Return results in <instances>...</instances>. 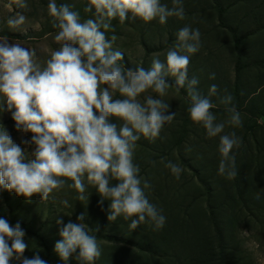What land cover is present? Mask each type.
I'll return each instance as SVG.
<instances>
[{"label":"clouds","instance_id":"1","mask_svg":"<svg viewBox=\"0 0 264 264\" xmlns=\"http://www.w3.org/2000/svg\"><path fill=\"white\" fill-rule=\"evenodd\" d=\"M170 4L165 0H86L84 12L91 15L82 19L72 4L47 0L57 47L48 49L43 59L35 49L0 35V114L8 111L18 132L32 134L18 144L0 123V191L26 199L39 194L43 201H55L62 190L71 189L75 200L83 202L94 188L100 196L98 204L109 202V221L122 217L131 230L141 224L162 229L166 216L146 195L150 181L140 175L134 153L141 137L154 142L173 122L176 112L169 111L165 99L170 88L177 94L183 89L189 118L207 137H219L217 174L229 179L236 174L234 149L239 148L241 137L234 129L243 114L225 90L219 100L227 116L218 119L211 99L218 95V86L211 84L203 94L198 78L188 74L190 57L201 48L199 28L189 24L179 28L164 59L155 54L148 68L142 61L126 68L124 52L114 47L113 20L120 24L155 20L161 25L172 17L183 20L184 0H170ZM8 8L6 27L26 31L28 0H10ZM166 77L174 83L166 82ZM209 79H215V73ZM29 144L30 152L21 147ZM164 167L175 180L181 179L184 169L178 162L164 161ZM261 198L264 190L256 193V199ZM59 203L69 209L73 206L66 197ZM84 218L81 213L77 222L56 221L62 227L54 251L62 264H69L70 258L76 264H96L102 255L95 231ZM25 235L20 222L10 225L0 216V264H48L38 253L23 256L28 247Z\"/></svg>","mask_w":264,"mask_h":264},{"label":"rangeland","instance_id":"2","mask_svg":"<svg viewBox=\"0 0 264 264\" xmlns=\"http://www.w3.org/2000/svg\"><path fill=\"white\" fill-rule=\"evenodd\" d=\"M58 2L72 4L82 19L91 15L84 12L86 0ZM165 2L171 6L170 0ZM9 4L10 0H0V27L3 28L0 35L7 36L9 42L18 41L24 47L35 49L38 57L45 58L48 49L57 47L53 41L56 29L47 15V0H28L24 32L6 27L4 22L11 14ZM221 6L225 8L222 15ZM184 9L183 20L172 17L164 25L155 20L145 23L137 19L124 24L113 20L117 36L114 47L124 52L122 63L126 68L135 67L141 61L148 68L155 54L164 59L179 28L185 24L199 28L201 48L191 55L188 74L198 78V88L203 94H207L211 84L218 86V95L211 98L217 105L213 111L218 119L227 116L219 100L225 90L232 94L233 105L243 114L241 124L234 129L241 137L239 148L234 149L239 165L236 174L231 179L217 174L219 137H207L205 130L189 118L186 92L181 89L177 94L170 88L165 99L169 100V111L176 112L173 122L165 125L154 142L141 137L134 153L140 175L150 181L146 195L166 216L164 227L155 231L150 224H141L131 230L129 221L122 217L109 221V202L98 204L100 196L94 188L88 201L83 202L75 200L76 193L71 189L62 190L55 201H43L39 194L26 199L3 190L0 191V216L10 225L20 222L25 229L28 247L23 256L31 258L38 253L48 264H62L54 251L56 241L61 239L59 228L62 227L56 221L77 222L76 217L84 213V223L95 235L103 231L110 236L97 237L102 255L96 264H185V259L193 255L191 247L200 241L199 237L214 236L207 210L211 201L221 206L225 237L233 248L232 261L264 264V198L256 199V193L264 190V115L260 113L264 112V0H184ZM235 35L241 39L239 49ZM210 73H215V79H209ZM237 78L238 91H235ZM165 79L174 83L170 77ZM0 123L18 144L32 135L18 132L8 111L0 114ZM21 147L30 152L33 146ZM167 160L178 162L184 169L180 180H175L164 167ZM61 197L69 199L73 204L71 209L60 205ZM185 221L197 223L199 232L192 228L183 230L187 227ZM190 242L194 244L191 246ZM69 264L76 261L70 258Z\"/></svg>","mask_w":264,"mask_h":264},{"label":"trees","instance_id":"3","mask_svg":"<svg viewBox=\"0 0 264 264\" xmlns=\"http://www.w3.org/2000/svg\"><path fill=\"white\" fill-rule=\"evenodd\" d=\"M219 10L222 15L225 8L221 6ZM235 39L236 47L239 49L241 39L237 35H235ZM238 81L239 80L237 78L235 83V91H238ZM260 113L264 115V112ZM219 207L217 205H214L211 201H208V218L215 231L214 236H212L211 239L199 237L200 241L196 244L190 242L191 246L194 244L192 247L190 246L191 249L194 250V253L193 255H190L185 259V264H236L232 261L231 250H233V248H230L228 240L225 237V231L220 218L221 213ZM184 223L187 227L183 228V230L192 228L196 230V232H199V226L197 223H192L189 221H185ZM96 236L98 238H110V236L106 233H103V231L96 233ZM43 246L46 249L47 253L50 254L47 246L45 244ZM166 253L167 251L165 250L164 254ZM179 264L183 263L179 262Z\"/></svg>","mask_w":264,"mask_h":264}]
</instances>
